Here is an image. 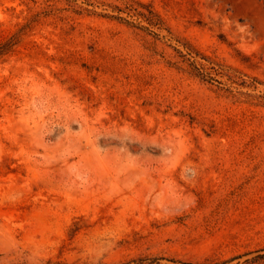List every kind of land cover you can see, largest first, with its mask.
I'll use <instances>...</instances> for the list:
<instances>
[{
  "label": "rangeland",
  "instance_id": "rangeland-1",
  "mask_svg": "<svg viewBox=\"0 0 264 264\" xmlns=\"http://www.w3.org/2000/svg\"><path fill=\"white\" fill-rule=\"evenodd\" d=\"M8 39L0 264H264V0H0Z\"/></svg>",
  "mask_w": 264,
  "mask_h": 264
},
{
  "label": "trees",
  "instance_id": "trees-1",
  "mask_svg": "<svg viewBox=\"0 0 264 264\" xmlns=\"http://www.w3.org/2000/svg\"><path fill=\"white\" fill-rule=\"evenodd\" d=\"M87 4H90V3H87ZM145 8H146L147 12H145V11H143L141 9H137V14L141 15V16H144L148 20V22L150 24L161 28V19H160V17L152 9H149L147 7H145ZM12 39H8V40H6L4 42H0V57H2L4 54H6L10 50V47L13 44V40ZM188 54H190V53H188ZM195 68H196L197 73L199 75L206 76V74L203 71H201L198 67H195ZM160 259L161 258L153 259L151 264H162L159 261ZM165 259L167 261H169L170 263H163V264H212V263L207 262V261L193 262V261H181V260L174 259V258H165Z\"/></svg>",
  "mask_w": 264,
  "mask_h": 264
}]
</instances>
